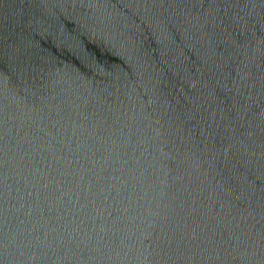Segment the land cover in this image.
<instances>
[{"label":"water","instance_id":"1","mask_svg":"<svg viewBox=\"0 0 264 264\" xmlns=\"http://www.w3.org/2000/svg\"><path fill=\"white\" fill-rule=\"evenodd\" d=\"M0 264H264V0H0Z\"/></svg>","mask_w":264,"mask_h":264}]
</instances>
